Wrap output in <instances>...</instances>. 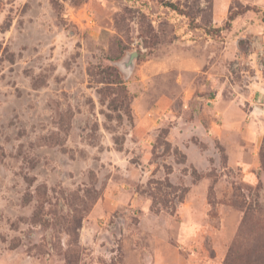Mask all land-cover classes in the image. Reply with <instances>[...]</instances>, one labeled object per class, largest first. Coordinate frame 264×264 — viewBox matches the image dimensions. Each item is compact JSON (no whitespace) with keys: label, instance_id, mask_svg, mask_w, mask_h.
<instances>
[{"label":"rangeland","instance_id":"obj_1","mask_svg":"<svg viewBox=\"0 0 264 264\" xmlns=\"http://www.w3.org/2000/svg\"><path fill=\"white\" fill-rule=\"evenodd\" d=\"M0 264H264V0H0Z\"/></svg>","mask_w":264,"mask_h":264},{"label":"crops","instance_id":"obj_2","mask_svg":"<svg viewBox=\"0 0 264 264\" xmlns=\"http://www.w3.org/2000/svg\"><path fill=\"white\" fill-rule=\"evenodd\" d=\"M168 68V64H166ZM183 70H186L187 67H184L181 65L179 67ZM148 79V85H149ZM191 81V80H190ZM180 86H182L186 91V98L184 97L185 101V107L189 106V103H192L193 100V94H195L196 85L193 82H188L186 79H180ZM191 83V84H190ZM157 107L152 109L148 108V143L153 141V137L155 134V129L159 126V121L162 123L164 121L163 117H165L167 114V111L173 104V97L167 94L166 92L161 91L160 96L157 98ZM254 163V162H253ZM196 164V163H194ZM246 165H249L247 163ZM251 166V165H249ZM254 169H256L255 164H253L252 167H248L246 169V174L248 176V180L251 182H255L257 179V176L254 173Z\"/></svg>","mask_w":264,"mask_h":264},{"label":"trees","instance_id":"obj_3","mask_svg":"<svg viewBox=\"0 0 264 264\" xmlns=\"http://www.w3.org/2000/svg\"><path fill=\"white\" fill-rule=\"evenodd\" d=\"M172 6H173V5H172ZM172 8H175L176 10H179V9H177V8H176V6H173ZM236 14H239V13H236ZM236 14H234V15H231V17H230V18H231V19H233V18L235 17V15H236Z\"/></svg>","mask_w":264,"mask_h":264}]
</instances>
